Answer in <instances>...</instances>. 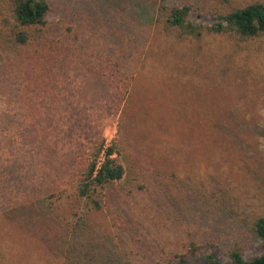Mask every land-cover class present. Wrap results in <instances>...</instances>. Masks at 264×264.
Masks as SVG:
<instances>
[{"label": "rangeland", "instance_id": "374dc122", "mask_svg": "<svg viewBox=\"0 0 264 264\" xmlns=\"http://www.w3.org/2000/svg\"><path fill=\"white\" fill-rule=\"evenodd\" d=\"M46 1L43 39L0 35V264L262 255L264 33L207 29L264 0ZM163 7H188L194 34ZM102 140L125 172L95 208L74 184Z\"/></svg>", "mask_w": 264, "mask_h": 264}, {"label": "trees", "instance_id": "16d2710c", "mask_svg": "<svg viewBox=\"0 0 264 264\" xmlns=\"http://www.w3.org/2000/svg\"><path fill=\"white\" fill-rule=\"evenodd\" d=\"M163 10L166 15L165 23L169 27L190 28V32L194 34L195 29L186 23L188 7H163ZM48 13L49 5L46 0H4L1 39L10 46H25L29 41L43 39L47 29ZM207 30L215 34H229L241 41L260 36L264 33V1H256L220 14L217 21ZM263 121L260 120L257 124ZM227 122L231 126L235 124V121ZM104 146V140L94 146L74 184L76 198L89 202V205L95 208H99L97 197L101 191L107 185L121 180L125 172L123 165L114 157L116 154L114 145ZM254 232L257 238L264 241V218L255 220ZM208 258L212 263V258L210 256ZM176 264L187 262L180 259ZM225 264H264V253L252 260H245L239 251H230L228 262Z\"/></svg>", "mask_w": 264, "mask_h": 264}]
</instances>
